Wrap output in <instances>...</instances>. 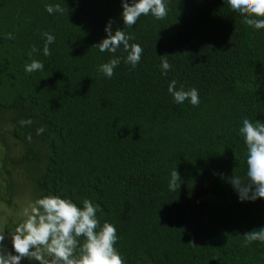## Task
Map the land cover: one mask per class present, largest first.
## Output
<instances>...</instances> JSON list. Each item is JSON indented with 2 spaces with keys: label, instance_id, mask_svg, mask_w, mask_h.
I'll return each mask as SVG.
<instances>
[{
  "label": "trees",
  "instance_id": "trees-1",
  "mask_svg": "<svg viewBox=\"0 0 264 264\" xmlns=\"http://www.w3.org/2000/svg\"><path fill=\"white\" fill-rule=\"evenodd\" d=\"M47 3L63 11L50 15ZM166 6L165 17L128 26L120 0H0V197L10 203L27 183L31 201L55 194L99 203L124 264H264V242L243 243L264 226V198L240 201L220 176L246 169L242 118L264 122V29L226 0ZM110 18L113 31L143 47L135 68L123 45L116 53L95 46ZM42 31L55 35L50 55L29 57ZM113 55L122 59L106 77L97 66ZM159 55L172 66L166 75ZM33 58L44 69L26 73ZM172 79L197 88L200 103H175ZM175 168L177 191L169 188ZM14 227L4 222L10 235Z\"/></svg>",
  "mask_w": 264,
  "mask_h": 264
},
{
  "label": "clouds",
  "instance_id": "clouds-1",
  "mask_svg": "<svg viewBox=\"0 0 264 264\" xmlns=\"http://www.w3.org/2000/svg\"><path fill=\"white\" fill-rule=\"evenodd\" d=\"M120 13L123 25L133 26L141 15L151 14L157 19L167 15V0H120ZM232 10L245 18V23L255 29H264V0H226ZM48 14L62 12L59 4H45ZM110 18L104 26L106 35L95 46L100 52L116 53L123 45L127 55L123 57L126 64L135 68L141 60L143 47L140 43L132 42V36L116 28ZM12 38V33H6ZM43 46L37 49L31 47L28 56L33 52L42 51L44 56L50 55L49 45L54 42L55 35L49 31H42ZM160 56L159 67L166 75L172 67L164 55ZM121 57L110 56L105 62L97 66V70L106 77L113 75L114 69L120 64ZM44 62L31 59L24 65L26 73L41 71ZM177 81L172 79L168 83L167 91L171 93L175 103L185 100L192 105L200 103L199 91L195 87L187 89L176 87ZM29 119H22L21 125L29 124ZM40 131V129H38ZM238 134L243 137L246 146V169L243 175L232 173L221 178L227 180L237 194L240 201H255L264 198V122L257 119L251 121L247 116L242 118ZM180 174L175 168L170 174L169 188L177 191L181 183ZM101 210L99 203H93L85 198L82 206L67 196L55 194L42 195L24 208L23 218L15 225L11 237L12 251H8L3 244L5 234L0 233V264H20L25 257H33L42 264H124L122 256L115 246L119 239L116 226L105 220L101 224L97 212ZM259 230L244 233V244L251 241L264 242V226ZM81 237L83 240L81 241ZM41 253H47L50 259L45 260Z\"/></svg>",
  "mask_w": 264,
  "mask_h": 264
},
{
  "label": "rangeland",
  "instance_id": "rangeland-1",
  "mask_svg": "<svg viewBox=\"0 0 264 264\" xmlns=\"http://www.w3.org/2000/svg\"><path fill=\"white\" fill-rule=\"evenodd\" d=\"M6 142L13 148L16 149V145L14 144L12 139H6ZM3 151V147L0 143V155ZM27 183H23L17 191V194L13 196L12 201L10 203L4 202V200L0 197V233L5 234V240L3 244L6 246L8 251H12L11 246V235L3 228L4 222L9 221L12 225H16L23 218L24 208L27 207L32 201L29 196V187L26 185ZM15 227L12 228L14 231ZM44 258H46L47 253H41ZM36 260L33 257L23 258L20 264H36Z\"/></svg>",
  "mask_w": 264,
  "mask_h": 264
}]
</instances>
